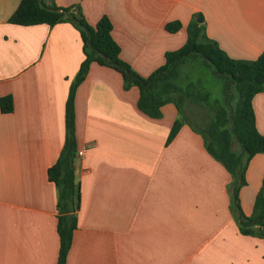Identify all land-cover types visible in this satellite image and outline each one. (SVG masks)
I'll list each match as a JSON object with an SVG mask.
<instances>
[{
    "label": "crops",
    "instance_id": "obj_1",
    "mask_svg": "<svg viewBox=\"0 0 264 264\" xmlns=\"http://www.w3.org/2000/svg\"><path fill=\"white\" fill-rule=\"evenodd\" d=\"M20 1L0 0V97L12 99V111H0V264H56V188L48 169L64 144L65 103L82 42L68 22L9 24ZM41 1L79 7L90 26L107 17L120 59L142 77L185 43L194 19L232 59L264 52V0ZM175 21L180 29L167 32ZM137 99V88L124 90L117 71L96 63L75 91L76 151L91 147L73 162L79 205L65 264H264V239L239 233L230 176L202 136L183 122L167 141L176 107L166 104L152 119ZM252 108L264 135V92ZM262 181L264 153L249 161L239 190L245 216Z\"/></svg>",
    "mask_w": 264,
    "mask_h": 264
},
{
    "label": "trees",
    "instance_id": "obj_2",
    "mask_svg": "<svg viewBox=\"0 0 264 264\" xmlns=\"http://www.w3.org/2000/svg\"><path fill=\"white\" fill-rule=\"evenodd\" d=\"M7 22L18 26L50 27L68 22L77 30L82 42L83 60L70 84L65 103L64 144L57 161L48 169V179L56 188L59 238L56 264L66 263L76 226L79 194L73 171L76 152L74 95L92 63L117 71L124 90L137 88V108L149 118H160L161 108L166 104L176 107L179 119L173 123L167 141L177 134L183 122L189 123L202 136L206 151L230 176V209L239 233L264 239V181L255 196L250 216L243 214L238 196L240 188L246 184L245 171L249 161L256 154L264 153V135L256 128L252 108L253 97L264 92V52L254 60L232 59L205 35L202 23L194 19L187 26L185 43L177 50L167 51L164 64L142 77L120 59V48L111 35V22L105 16L95 26H90L77 6L59 8L46 6L41 0H21ZM180 27L175 21L166 24L165 30L175 33ZM195 64L221 80V100L214 97L200 79L190 80L188 73L182 71L183 67L191 70ZM234 99L237 101L232 108ZM186 104L203 108L206 119L197 114L201 123L192 122L187 118ZM0 111L4 114L12 111L10 96L0 97Z\"/></svg>",
    "mask_w": 264,
    "mask_h": 264
},
{
    "label": "rangeland",
    "instance_id": "obj_3",
    "mask_svg": "<svg viewBox=\"0 0 264 264\" xmlns=\"http://www.w3.org/2000/svg\"><path fill=\"white\" fill-rule=\"evenodd\" d=\"M193 69V70H192ZM191 70H189V68L187 69L186 67H183L182 71L186 72L190 78V80H196V79H200V81L204 84V86L212 92L213 96L218 98V99H222V89L219 86L218 83H214L212 82V80H210L209 76L207 75V73H205V69L200 66L195 64L193 66ZM237 100L234 99L233 102H231V107L233 108V104H235ZM185 108V112L187 110V118L190 119L192 122H195L196 124H199L198 121V115L200 114V116H203L206 119L205 116V110L199 106H194L193 104H186Z\"/></svg>",
    "mask_w": 264,
    "mask_h": 264
},
{
    "label": "built area",
    "instance_id": "obj_4",
    "mask_svg": "<svg viewBox=\"0 0 264 264\" xmlns=\"http://www.w3.org/2000/svg\"><path fill=\"white\" fill-rule=\"evenodd\" d=\"M87 147L89 148V147H91V146L88 145V146H86V147L83 148V149L77 150V151L75 152V158H77V159L82 158V157L84 156V154H85V149H86Z\"/></svg>",
    "mask_w": 264,
    "mask_h": 264
},
{
    "label": "water",
    "instance_id": "obj_5",
    "mask_svg": "<svg viewBox=\"0 0 264 264\" xmlns=\"http://www.w3.org/2000/svg\"><path fill=\"white\" fill-rule=\"evenodd\" d=\"M198 23H200L201 22V20L200 19H198V20H196ZM233 150H234V146H233ZM70 220H71V216H69L68 218H67V222L69 223L70 222Z\"/></svg>",
    "mask_w": 264,
    "mask_h": 264
}]
</instances>
